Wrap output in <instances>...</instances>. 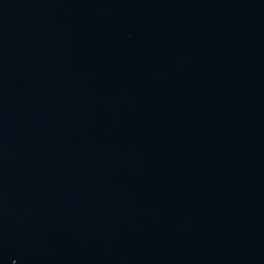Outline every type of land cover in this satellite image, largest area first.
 I'll return each instance as SVG.
<instances>
[{
  "label": "water",
  "instance_id": "1",
  "mask_svg": "<svg viewBox=\"0 0 264 264\" xmlns=\"http://www.w3.org/2000/svg\"><path fill=\"white\" fill-rule=\"evenodd\" d=\"M0 264H264V0H0Z\"/></svg>",
  "mask_w": 264,
  "mask_h": 264
}]
</instances>
